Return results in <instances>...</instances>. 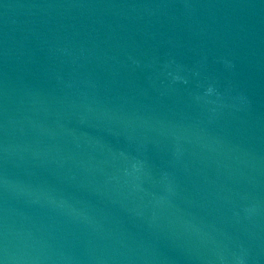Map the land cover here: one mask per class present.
Returning <instances> with one entry per match:
<instances>
[{
  "label": "water",
  "instance_id": "water-1",
  "mask_svg": "<svg viewBox=\"0 0 264 264\" xmlns=\"http://www.w3.org/2000/svg\"><path fill=\"white\" fill-rule=\"evenodd\" d=\"M0 264H264V0H0Z\"/></svg>",
  "mask_w": 264,
  "mask_h": 264
}]
</instances>
